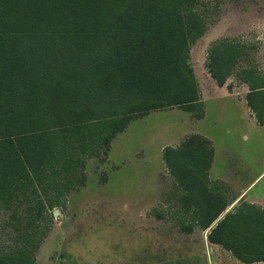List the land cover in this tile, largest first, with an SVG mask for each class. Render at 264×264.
Segmentation results:
<instances>
[{
	"label": "trees",
	"instance_id": "obj_1",
	"mask_svg": "<svg viewBox=\"0 0 264 264\" xmlns=\"http://www.w3.org/2000/svg\"><path fill=\"white\" fill-rule=\"evenodd\" d=\"M200 0H0V264H36L54 209L86 182V161L107 153L134 117L165 108L202 116L190 48L205 30ZM245 48L213 42L205 69L219 86L237 73ZM236 79L264 125V74ZM230 88V86H228ZM213 150L191 135L163 149L173 180L172 219L242 264L264 262V209L234 202L211 181ZM222 214H224L222 216ZM222 216V217H221Z\"/></svg>",
	"mask_w": 264,
	"mask_h": 264
},
{
	"label": "rangeland",
	"instance_id": "obj_2",
	"mask_svg": "<svg viewBox=\"0 0 264 264\" xmlns=\"http://www.w3.org/2000/svg\"><path fill=\"white\" fill-rule=\"evenodd\" d=\"M199 11L206 27L189 54L197 77L207 75V50L221 39H235L245 48L237 73L249 65L264 74V0H200ZM237 73L226 85L242 98L248 87L236 79ZM218 103L207 97L208 117L198 126L178 108L134 116L107 153L86 161L85 184L52 211L36 264H242L209 246L204 232L177 230L172 219L175 186L161 160L165 147L180 145L195 128L216 141L218 153L229 148L242 159L248 171L240 186L259 175L264 133L251 131L238 113L236 120L215 118ZM257 183L250 195H264V179ZM8 224L0 217V233L6 236L13 231Z\"/></svg>",
	"mask_w": 264,
	"mask_h": 264
},
{
	"label": "crops",
	"instance_id": "obj_3",
	"mask_svg": "<svg viewBox=\"0 0 264 264\" xmlns=\"http://www.w3.org/2000/svg\"><path fill=\"white\" fill-rule=\"evenodd\" d=\"M195 78L202 99L201 118L199 119L194 118V116L190 113V120L191 121L193 120L195 126H198L199 124L201 125L205 122V120H207L208 117L207 97H209V98H213V100L215 101L219 100L218 105H215L213 109L214 114H216V116H214L215 118H219L220 120L228 119V118H231L232 120H236L238 113V115L240 114V117L241 116H243V118L245 117L244 119L247 122V126H250L251 131H253L254 133H258V132L264 133V125L258 124L251 110L247 106L245 96L248 91L244 93L245 95H243L242 98H239L236 94V88H231V87L229 88L228 87L229 85L219 87L210 78L208 73L206 76H203L202 79L197 77L196 75ZM219 105L221 106V108L219 107ZM191 135H198L203 137L210 143L212 147L213 156L208 171L209 179L214 182L223 183L230 189L234 202L231 204V206L228 207V209L224 212V214L230 211L239 202H247L250 204H255L264 209V195H262L261 193L257 195L255 194L250 195L257 181L259 179L260 180L264 179V170L254 179L247 182L243 186H240L239 182L242 181L243 174H246V172L248 171L245 169V165L242 162V159L239 156L235 155L233 152H231L229 148H227L224 152L218 153L216 150V141L205 133L196 132L195 128L190 132V136ZM224 214H222V216ZM202 232H204L205 240L207 241L208 231H202ZM207 243L212 248H220L217 245L210 244L208 241ZM255 264H264V262L255 263Z\"/></svg>",
	"mask_w": 264,
	"mask_h": 264
},
{
	"label": "water",
	"instance_id": "obj_4",
	"mask_svg": "<svg viewBox=\"0 0 264 264\" xmlns=\"http://www.w3.org/2000/svg\"><path fill=\"white\" fill-rule=\"evenodd\" d=\"M57 212H58V210H55V211H54V213H57Z\"/></svg>",
	"mask_w": 264,
	"mask_h": 264
}]
</instances>
